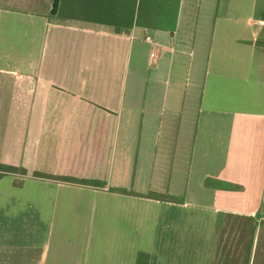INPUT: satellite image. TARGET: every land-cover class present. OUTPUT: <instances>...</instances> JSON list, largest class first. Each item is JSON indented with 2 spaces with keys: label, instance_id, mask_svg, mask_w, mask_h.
Here are the masks:
<instances>
[{
  "label": "crops",
  "instance_id": "0c3cea01",
  "mask_svg": "<svg viewBox=\"0 0 264 264\" xmlns=\"http://www.w3.org/2000/svg\"><path fill=\"white\" fill-rule=\"evenodd\" d=\"M51 2L0 0V264H211L219 218L264 264V0L130 32Z\"/></svg>",
  "mask_w": 264,
  "mask_h": 264
},
{
  "label": "trees",
  "instance_id": "16d2710c",
  "mask_svg": "<svg viewBox=\"0 0 264 264\" xmlns=\"http://www.w3.org/2000/svg\"><path fill=\"white\" fill-rule=\"evenodd\" d=\"M181 0H62L60 15L64 18L78 15L79 3H83L88 19L98 22L111 23L116 32H130L135 26L150 29H162L174 31L177 25L179 6ZM79 17V16H77ZM19 169L16 167L0 163V180L7 174L15 173ZM24 171V170H23ZM70 181H78L94 186H102L103 183L97 180H81L67 178ZM20 185V183H17ZM127 193L125 189H121ZM149 194V197H155ZM220 217V216H219ZM217 235L220 232V218L217 222ZM149 255L140 253L137 264H148ZM211 264H248L247 258L227 257L225 254L219 255V248L215 250V255Z\"/></svg>",
  "mask_w": 264,
  "mask_h": 264
},
{
  "label": "rangeland",
  "instance_id": "374dc122",
  "mask_svg": "<svg viewBox=\"0 0 264 264\" xmlns=\"http://www.w3.org/2000/svg\"><path fill=\"white\" fill-rule=\"evenodd\" d=\"M43 1V0H42ZM47 1V0H46ZM47 4V2H46ZM37 5V4H36ZM37 8L39 9L40 7L37 5ZM229 243L226 241V238L221 235L219 232L217 236V243H216V250L219 248V255L228 249Z\"/></svg>",
  "mask_w": 264,
  "mask_h": 264
},
{
  "label": "water",
  "instance_id": "95a60500",
  "mask_svg": "<svg viewBox=\"0 0 264 264\" xmlns=\"http://www.w3.org/2000/svg\"><path fill=\"white\" fill-rule=\"evenodd\" d=\"M61 0H52L50 14L52 16H57L60 9Z\"/></svg>",
  "mask_w": 264,
  "mask_h": 264
}]
</instances>
